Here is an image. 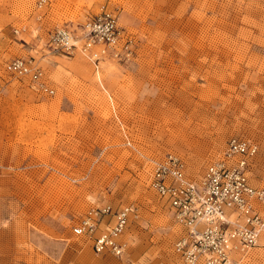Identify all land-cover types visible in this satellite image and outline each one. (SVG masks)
I'll return each instance as SVG.
<instances>
[{
  "label": "rangeland",
  "instance_id": "374dc122",
  "mask_svg": "<svg viewBox=\"0 0 264 264\" xmlns=\"http://www.w3.org/2000/svg\"><path fill=\"white\" fill-rule=\"evenodd\" d=\"M119 2L61 0L50 18L48 30L102 6L116 13L132 54L96 69L47 40L26 54L16 30L36 0H0V264H182L173 244L184 227L149 186L168 152L198 178L242 136L259 143L250 178L264 184V0ZM15 57L33 58L54 93L11 73ZM104 204L134 208L124 254L97 253L72 231ZM260 237L244 264H264Z\"/></svg>",
  "mask_w": 264,
  "mask_h": 264
},
{
  "label": "built area",
  "instance_id": "2783aa9c",
  "mask_svg": "<svg viewBox=\"0 0 264 264\" xmlns=\"http://www.w3.org/2000/svg\"><path fill=\"white\" fill-rule=\"evenodd\" d=\"M46 2L37 0L38 5ZM46 43L67 54L81 51L98 62L105 57L127 60L132 54L130 37L118 24L116 13L105 6L81 22L52 27ZM9 70L27 79L33 89L54 93L33 58L15 57ZM259 150L258 142L232 136L222 157L209 163L198 178L188 176L184 159L174 153L153 161L149 186L184 227L173 244L182 264H244L249 249L258 245L264 230V185L253 186L248 169ZM133 210L129 205L98 206L81 217L72 231L90 236L97 253L121 255L126 245L120 237Z\"/></svg>",
  "mask_w": 264,
  "mask_h": 264
},
{
  "label": "crops",
  "instance_id": "0c3cea01",
  "mask_svg": "<svg viewBox=\"0 0 264 264\" xmlns=\"http://www.w3.org/2000/svg\"><path fill=\"white\" fill-rule=\"evenodd\" d=\"M60 1L61 0H47L46 4L38 5L37 0H36V6L33 8V10L31 12L26 14L27 24L24 25L21 29L16 30L17 33H19V31H22V34H24V36H27L30 39L29 41H24L22 43L25 47L23 50L26 52V54H28V53H33V54L34 53L35 54L42 53V50H41L42 44L44 43V40L45 41L47 40V37H48L47 36L48 31L47 30L49 28L48 24H50V18L52 16L53 11H56L58 9V6L56 5V3L58 4ZM109 1L111 3H113L114 5H116L117 7L124 8V6H126L125 3L122 4L121 2H119V0L115 1V2L113 0H109ZM66 2H68V6H70L71 8H73L74 6H79V7H81V9H84L88 0H66ZM93 6H96V3L93 4ZM60 13L62 15L65 14V12H63V11ZM88 14H90V13H88ZM85 15L87 16V14H85ZM68 17L70 18V16H68ZM19 21L23 22L21 17H19ZM31 27H34V31L32 33L29 29ZM44 44L46 45V43H44ZM45 49H47V48L45 47ZM93 64H94L96 69H98L100 66L99 65L100 62L93 63ZM253 159H252V161L249 165V169H248L249 181L253 186H256V187L257 186H263L264 184H262V185L261 184H253V182L251 181L250 171H251ZM160 200L162 201V199H160ZM162 203H163V201H162ZM163 205L166 207V209L170 213L167 206L164 203H163ZM131 215H133V214H131ZM130 219H129V221H130ZM123 234H124V232H123ZM123 234L121 235L120 240L122 242H124L126 247H127L126 241L123 240ZM126 247H125V249H126ZM91 248H92V244H91ZM124 253H125V251L122 254H124Z\"/></svg>",
  "mask_w": 264,
  "mask_h": 264
},
{
  "label": "bare ground",
  "instance_id": "6f19581e",
  "mask_svg": "<svg viewBox=\"0 0 264 264\" xmlns=\"http://www.w3.org/2000/svg\"><path fill=\"white\" fill-rule=\"evenodd\" d=\"M263 231H264V230H263ZM263 231H262V232H263ZM261 234H262V233H261ZM260 238H261V237H260ZM260 238H259V240H260ZM259 240H258V243H259ZM262 244H264V243H262ZM255 252H256V251H255ZM263 252H264V251H263ZM259 253H260V252H259ZM255 254H256V253H255ZM250 255H251V254H250ZM257 255H258V254H257ZM252 256H253V255H252ZM261 257H262V256H261ZM256 258H257V256H256ZM256 258H255V259H256ZM252 259H254V258H252Z\"/></svg>",
  "mask_w": 264,
  "mask_h": 264
}]
</instances>
